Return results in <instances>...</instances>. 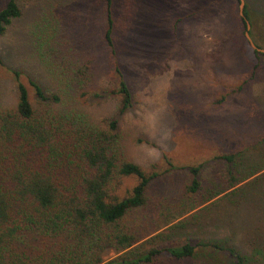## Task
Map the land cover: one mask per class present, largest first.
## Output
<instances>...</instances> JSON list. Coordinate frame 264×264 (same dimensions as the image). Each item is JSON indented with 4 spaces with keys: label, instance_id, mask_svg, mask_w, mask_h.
I'll use <instances>...</instances> for the list:
<instances>
[{
    "label": "rangeland",
    "instance_id": "1",
    "mask_svg": "<svg viewBox=\"0 0 264 264\" xmlns=\"http://www.w3.org/2000/svg\"><path fill=\"white\" fill-rule=\"evenodd\" d=\"M112 1L116 58L133 95L131 108L117 116L119 98L104 94L113 87V58L103 40L105 0H18L21 17L0 37V110L15 109L18 72L37 108L29 78L62 96L55 109L62 104L102 128L117 118L127 158L158 175L147 205L126 218L143 239L129 258L191 242L193 257L163 255L152 264H237L229 250L245 264H264V53L254 55L239 4ZM6 2L0 0V10ZM245 5L254 23L250 38L264 50V0ZM70 53L92 61L93 81L84 96L64 95L45 62L59 63ZM227 154L234 155L232 164L221 160ZM187 166L200 167L198 197L185 191ZM230 172L244 181L212 198L225 189ZM117 180L119 199L137 184L133 176ZM122 255L109 252L103 264Z\"/></svg>",
    "mask_w": 264,
    "mask_h": 264
},
{
    "label": "trees",
    "instance_id": "2",
    "mask_svg": "<svg viewBox=\"0 0 264 264\" xmlns=\"http://www.w3.org/2000/svg\"><path fill=\"white\" fill-rule=\"evenodd\" d=\"M243 13L253 38L254 23L246 5ZM21 14L18 0H7L0 10V37ZM104 16L103 40L113 58V87L104 94L119 98L117 116H121L131 108L133 95L116 58L112 0H105ZM239 20L246 29L244 19ZM45 62L49 74L61 82L64 95H85L83 90L93 81L91 60L70 53L59 63L47 58ZM19 76L13 72L15 109L0 110V264H103L112 251L123 254L115 264H152L163 255L174 260L193 257L196 245L186 242L153 247L129 258L143 239L126 218L147 205L148 188L158 175L146 173L127 158L117 118L102 128L62 104L55 109L52 105L62 103V96L47 93L29 78L40 105L37 108ZM220 158L228 164L234 161L231 154ZM182 169L191 177L185 191L198 197L202 190L200 167ZM229 175L225 189L212 198L244 181L231 172ZM127 176L135 177L137 184L129 196L119 199L117 179ZM223 178L226 180V172ZM156 238L159 235L140 246ZM229 252L237 264H245L243 256Z\"/></svg>",
    "mask_w": 264,
    "mask_h": 264
},
{
    "label": "water",
    "instance_id": "3",
    "mask_svg": "<svg viewBox=\"0 0 264 264\" xmlns=\"http://www.w3.org/2000/svg\"><path fill=\"white\" fill-rule=\"evenodd\" d=\"M244 5H245V1L244 0H239V15H240V17L242 19H244L245 24H246L245 37L248 40V42H249V44H250L252 49L256 50L257 52L264 53V50H260L254 45V43L252 42V40H251V38H250V36L248 34V31L250 29V24H249L248 20L245 18L244 13H243Z\"/></svg>",
    "mask_w": 264,
    "mask_h": 264
}]
</instances>
